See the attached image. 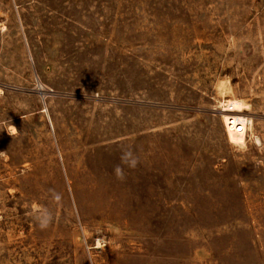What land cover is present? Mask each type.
I'll list each match as a JSON object with an SVG mask.
<instances>
[{"label":"rangeland","instance_id":"obj_1","mask_svg":"<svg viewBox=\"0 0 264 264\" xmlns=\"http://www.w3.org/2000/svg\"><path fill=\"white\" fill-rule=\"evenodd\" d=\"M9 125L0 264H264V0H0Z\"/></svg>","mask_w":264,"mask_h":264},{"label":"bare ground","instance_id":"obj_2","mask_svg":"<svg viewBox=\"0 0 264 264\" xmlns=\"http://www.w3.org/2000/svg\"><path fill=\"white\" fill-rule=\"evenodd\" d=\"M225 111L238 112V102L235 100H229L224 108ZM224 121L226 123L229 139L232 142L240 143L244 141V134L247 124V118H244L238 114L227 113L224 114Z\"/></svg>","mask_w":264,"mask_h":264},{"label":"clouds","instance_id":"obj_3","mask_svg":"<svg viewBox=\"0 0 264 264\" xmlns=\"http://www.w3.org/2000/svg\"><path fill=\"white\" fill-rule=\"evenodd\" d=\"M6 131L8 135H13L16 133V128L14 125H9L5 129H0ZM122 164L127 165L129 168H135L138 164V159L133 155L131 151L124 152L121 156ZM116 178L119 180H123L125 178L124 170L120 165H117L114 169ZM41 228L47 227V222L41 223Z\"/></svg>","mask_w":264,"mask_h":264}]
</instances>
